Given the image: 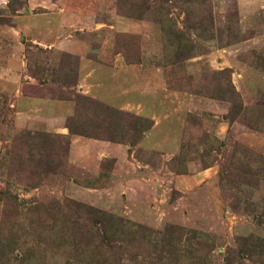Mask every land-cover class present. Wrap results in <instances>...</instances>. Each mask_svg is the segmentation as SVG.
<instances>
[{
    "label": "rangeland",
    "instance_id": "1",
    "mask_svg": "<svg viewBox=\"0 0 264 264\" xmlns=\"http://www.w3.org/2000/svg\"><path fill=\"white\" fill-rule=\"evenodd\" d=\"M0 264H264V8L0 0Z\"/></svg>",
    "mask_w": 264,
    "mask_h": 264
},
{
    "label": "crops",
    "instance_id": "2",
    "mask_svg": "<svg viewBox=\"0 0 264 264\" xmlns=\"http://www.w3.org/2000/svg\"><path fill=\"white\" fill-rule=\"evenodd\" d=\"M238 7H239V11L241 13H244L246 11H251V10H258V9H262L264 8V0H238ZM87 86H89L91 88V84H85ZM63 104L60 102L57 104L58 106V116L61 118V120H63V118H65L66 116L70 115L72 113V108L71 106L65 104L64 107L62 106ZM63 107V109H62ZM62 111V112H61ZM62 133H64V131L62 130ZM206 172H202L199 175L194 176V179H198L200 176V179H206L207 174H205Z\"/></svg>",
    "mask_w": 264,
    "mask_h": 264
}]
</instances>
